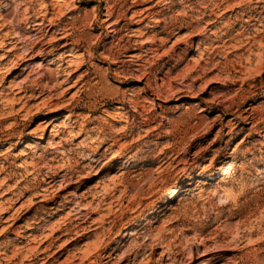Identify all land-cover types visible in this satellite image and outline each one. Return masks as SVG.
Listing matches in <instances>:
<instances>
[{"label":"rangeland","instance_id":"374dc122","mask_svg":"<svg viewBox=\"0 0 264 264\" xmlns=\"http://www.w3.org/2000/svg\"><path fill=\"white\" fill-rule=\"evenodd\" d=\"M135 1L0 0V264H264V0Z\"/></svg>","mask_w":264,"mask_h":264},{"label":"bare ground","instance_id":"6f19581e","mask_svg":"<svg viewBox=\"0 0 264 264\" xmlns=\"http://www.w3.org/2000/svg\"><path fill=\"white\" fill-rule=\"evenodd\" d=\"M152 1H155V0H152ZM250 1V0H249ZM135 2H138V0H136ZM165 2V0H160L157 4H162V3H164ZM156 4V5H157ZM222 12V11H221ZM40 25V24H39ZM38 25V26H39ZM35 26H37V25H35ZM41 26V25H40ZM209 26V25H208ZM37 31V30H36ZM182 38H185V37H182ZM185 41L183 40V39H181V38H179L178 40H176V42L174 43V49H176L177 47H179L182 43H184ZM183 51V50H182ZM7 89H11V87H7ZM69 120V117H66V119H65V121H64V123H66L67 121ZM65 126V125H64ZM48 134L50 135V136H52V139L51 140H55L56 139V137H55V135H56V133H57V128L54 126V125H52L51 127H49L48 128ZM40 140L41 141H43V142H45L46 141V139L43 137V136H41V138H40ZM55 147V146H54ZM53 149V148H52ZM116 155V154H115ZM115 155H113V156H111L110 158H108L107 160H106V162L103 164V167H102V169H104L107 165H109L111 162H113L117 157L115 156ZM230 162H228L227 164H225V165H228L227 166V168L226 169H222V168H220V170L219 171H217V175H222V176H227V175H229L230 173H231V171H232V169H233V162H232V164H229ZM220 173V174H219ZM5 214V212H3V210H2V213H1V215H4ZM5 223V221H3V218L2 219H0V223ZM10 228V226H7L6 228H3L2 229V231L0 232V239L6 234V232L8 231V229ZM19 237H20V235H19ZM18 237V238H19ZM122 237H126L125 236V234H123L122 235ZM201 264H204V262L203 263H201Z\"/></svg>","mask_w":264,"mask_h":264}]
</instances>
